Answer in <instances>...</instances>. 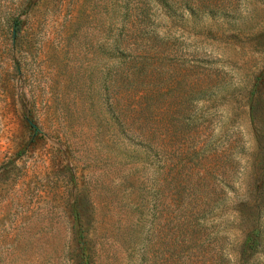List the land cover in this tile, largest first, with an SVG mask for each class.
Returning <instances> with one entry per match:
<instances>
[{"label":"rangeland","instance_id":"obj_1","mask_svg":"<svg viewBox=\"0 0 264 264\" xmlns=\"http://www.w3.org/2000/svg\"><path fill=\"white\" fill-rule=\"evenodd\" d=\"M260 133L264 0H0V264H264Z\"/></svg>","mask_w":264,"mask_h":264},{"label":"trees","instance_id":"obj_2","mask_svg":"<svg viewBox=\"0 0 264 264\" xmlns=\"http://www.w3.org/2000/svg\"><path fill=\"white\" fill-rule=\"evenodd\" d=\"M13 21V23L15 24V25H17L18 24V20L17 19H13L12 20ZM258 104H257V106H259L260 105V103H259V101L257 102ZM257 106L255 107V105L254 106H252L251 107V112H252V115H253V117H254V119L256 118L257 119V112H258V108H257ZM259 121L260 122H262L261 120H259V118H258V123H259ZM263 126V124H260V126ZM260 140H262V142H264L263 141V134L262 133H260Z\"/></svg>","mask_w":264,"mask_h":264}]
</instances>
